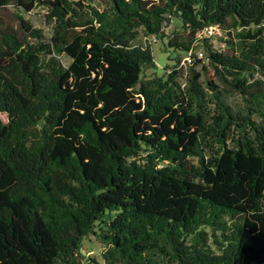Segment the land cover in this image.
<instances>
[{
	"label": "trees",
	"instance_id": "obj_1",
	"mask_svg": "<svg viewBox=\"0 0 264 264\" xmlns=\"http://www.w3.org/2000/svg\"><path fill=\"white\" fill-rule=\"evenodd\" d=\"M104 1L0 0L54 26L0 16V264H264V0ZM150 38L213 75L144 78Z\"/></svg>",
	"mask_w": 264,
	"mask_h": 264
},
{
	"label": "rangeland",
	"instance_id": "obj_2",
	"mask_svg": "<svg viewBox=\"0 0 264 264\" xmlns=\"http://www.w3.org/2000/svg\"><path fill=\"white\" fill-rule=\"evenodd\" d=\"M81 1L83 4L90 5L91 7L97 9L98 11H105L108 8V4L104 0H77ZM16 14L22 15L27 21H29L34 28L42 29L44 31L46 41H49L52 34L54 26L49 23V20L46 18L48 14V10L45 7H36L31 12H25L22 8L17 7L16 2H12V4L6 6L3 9H0V16L2 18L13 25L18 24L16 19ZM177 30V25L175 22H171L166 25L165 31L170 37L173 35V31ZM229 31H221L212 32L210 34L211 44L214 49L219 52L230 51L229 45L227 41H230L228 36ZM151 47L153 50V56L155 60L156 68L146 69L144 71V78L153 79L155 77L167 76L170 73H173L174 70L181 68V73L184 76H188L190 69L195 68L196 71H199L202 74L201 81L206 83V71L208 70L213 75V70L208 66V60L205 55L206 52L201 56V53L204 52L202 47H198L194 49L193 54L197 59L201 61V63H196L195 59H190V55L183 52H175L174 49L169 48L167 46V40L164 42L150 38ZM138 44H144V34L141 33L139 37ZM176 56L180 58V64H177ZM61 61L65 66H68L71 60L65 56H61ZM217 85L221 86L220 82L216 80ZM228 103L233 104L234 106H239L242 103L240 96L234 95L228 98ZM2 119H6L4 115L1 116ZM107 251L106 246L100 242L94 235H91L85 238L82 242L81 246V257L82 264H108L105 260L103 254Z\"/></svg>",
	"mask_w": 264,
	"mask_h": 264
},
{
	"label": "built area",
	"instance_id": "obj_3",
	"mask_svg": "<svg viewBox=\"0 0 264 264\" xmlns=\"http://www.w3.org/2000/svg\"><path fill=\"white\" fill-rule=\"evenodd\" d=\"M216 31H218L217 28H215V27H210V28L206 29V31H205V35H206L207 37H210V34H211L212 32H216ZM201 56H203V53H201Z\"/></svg>",
	"mask_w": 264,
	"mask_h": 264
}]
</instances>
